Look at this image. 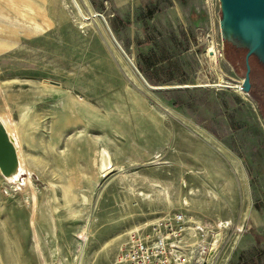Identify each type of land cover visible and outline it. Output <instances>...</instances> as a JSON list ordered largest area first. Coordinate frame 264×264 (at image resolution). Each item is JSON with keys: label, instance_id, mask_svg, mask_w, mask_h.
Returning a JSON list of instances; mask_svg holds the SVG:
<instances>
[{"label": "rangeland", "instance_id": "obj_1", "mask_svg": "<svg viewBox=\"0 0 264 264\" xmlns=\"http://www.w3.org/2000/svg\"><path fill=\"white\" fill-rule=\"evenodd\" d=\"M76 2L0 0V120L27 168L0 172V264H122L177 213L204 264H264V62L239 92L220 0Z\"/></svg>", "mask_w": 264, "mask_h": 264}, {"label": "built area", "instance_id": "obj_2", "mask_svg": "<svg viewBox=\"0 0 264 264\" xmlns=\"http://www.w3.org/2000/svg\"><path fill=\"white\" fill-rule=\"evenodd\" d=\"M237 89L245 94L244 79ZM190 222L177 213L155 222L146 231L134 232L121 250L120 261L122 264H204L212 248L205 244L203 233L192 234L193 229L186 227Z\"/></svg>", "mask_w": 264, "mask_h": 264}, {"label": "water", "instance_id": "obj_3", "mask_svg": "<svg viewBox=\"0 0 264 264\" xmlns=\"http://www.w3.org/2000/svg\"><path fill=\"white\" fill-rule=\"evenodd\" d=\"M220 2L223 24L230 27L238 36H243L254 42L253 47L248 48L245 55L244 90L245 93H248L251 88L249 58L252 55H256L257 49H261L264 52V0H220ZM101 19L104 21L114 43L139 74L131 60L113 38L105 20L102 17ZM139 76L141 77L140 74ZM142 80L144 81L143 78ZM16 163L15 150L8 140L5 129L0 124V172L2 176H10L15 169Z\"/></svg>", "mask_w": 264, "mask_h": 264}, {"label": "bare ground", "instance_id": "obj_4", "mask_svg": "<svg viewBox=\"0 0 264 264\" xmlns=\"http://www.w3.org/2000/svg\"><path fill=\"white\" fill-rule=\"evenodd\" d=\"M72 2H73L74 7L76 8V10L78 11V13L82 16V18H84L83 14L81 13L80 7L78 6V3L76 2V0H72ZM220 33H221L222 37L226 38L229 41H233L234 43H236L239 46H245L247 48H251L254 45V42L250 41L249 39H247V38H245L243 36H238L230 27H227L225 25L223 26V28L220 31ZM209 51H210V53L213 56L216 55V53H214V51H215L214 49H211ZM217 54H218V51H217ZM255 54L264 62V52L261 49H257ZM2 118L3 119L0 120L1 121L0 123L4 126V129L6 131L8 140L11 143L12 147L14 148L15 154H16V158H17V163L15 165V169L13 170V173L10 176H3L2 178L5 180V182H8V181L9 182H13L11 180H13L16 177H19L20 175H22L23 172L27 171L26 170L27 168L25 167L24 156H22V154H20V148H19V144H18V142L21 141V137L18 136L16 138L14 135H12L7 129V126H6L7 125V121H6V119L3 116H2ZM38 162H40V160H38ZM98 162L100 163L101 169L105 170L108 167L109 161H108V156L105 154V152H102L101 159ZM27 182H28V178L25 180L24 184L26 185ZM191 231H192V234L195 233L194 229L191 230ZM211 251H212V249H211ZM211 251H210V253L208 255V260H209V258H211L210 257V255L212 254Z\"/></svg>", "mask_w": 264, "mask_h": 264}, {"label": "crops", "instance_id": "obj_5", "mask_svg": "<svg viewBox=\"0 0 264 264\" xmlns=\"http://www.w3.org/2000/svg\"><path fill=\"white\" fill-rule=\"evenodd\" d=\"M17 9V8H16ZM0 13H3V12H0ZM13 14H17V11H12ZM219 198V197H218Z\"/></svg>", "mask_w": 264, "mask_h": 264}, {"label": "trees", "instance_id": "obj_6", "mask_svg": "<svg viewBox=\"0 0 264 264\" xmlns=\"http://www.w3.org/2000/svg\"><path fill=\"white\" fill-rule=\"evenodd\" d=\"M250 91V90H249Z\"/></svg>", "mask_w": 264, "mask_h": 264}]
</instances>
